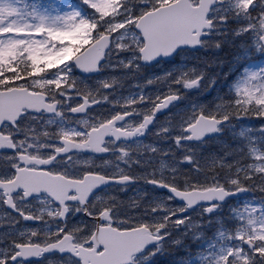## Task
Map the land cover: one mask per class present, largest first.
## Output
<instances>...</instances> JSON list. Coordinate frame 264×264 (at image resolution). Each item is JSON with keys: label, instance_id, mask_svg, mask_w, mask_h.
<instances>
[{"label": "snow or ice", "instance_id": "6c2138e0", "mask_svg": "<svg viewBox=\"0 0 264 264\" xmlns=\"http://www.w3.org/2000/svg\"><path fill=\"white\" fill-rule=\"evenodd\" d=\"M0 264H264V0H0Z\"/></svg>", "mask_w": 264, "mask_h": 264}, {"label": "rangeland", "instance_id": "374dc122", "mask_svg": "<svg viewBox=\"0 0 264 264\" xmlns=\"http://www.w3.org/2000/svg\"><path fill=\"white\" fill-rule=\"evenodd\" d=\"M42 2L47 3L48 0H42ZM198 55H207V53H203V52H201V50H198V51H189L186 54V59L183 60V61H181V60L178 59L177 63H185V64H187L189 66H192V65L196 64V59L195 58ZM170 67H172V65H170V66L162 65L161 67H155V68H153L151 70H148L146 72L145 71H142L141 74H140V76H139V78H142L144 76H147V77L155 76V73H157V72H161V74H162L163 72L168 71ZM217 71H220L221 73L222 72H225V71H227V67H224L223 69H217L215 67L208 69L209 74L215 73ZM212 94H214V93H212ZM150 141H151V138H150ZM213 148H216V145H211L210 147L206 146V147L202 148L201 151L203 153V152L209 151L210 149H213ZM133 187H135V186H133ZM145 187H149V186H145ZM130 194H132V189L131 188H129L126 192L121 193V197L122 198H126Z\"/></svg>", "mask_w": 264, "mask_h": 264}, {"label": "flooded vegetation", "instance_id": "af4514ba", "mask_svg": "<svg viewBox=\"0 0 264 264\" xmlns=\"http://www.w3.org/2000/svg\"><path fill=\"white\" fill-rule=\"evenodd\" d=\"M148 138V137H147ZM147 140V139H146ZM144 143H147V141H145ZM168 146V142L164 143L162 147H167Z\"/></svg>", "mask_w": 264, "mask_h": 264}]
</instances>
